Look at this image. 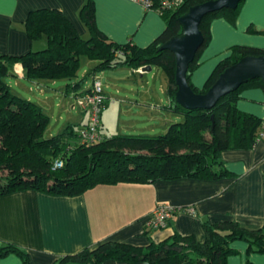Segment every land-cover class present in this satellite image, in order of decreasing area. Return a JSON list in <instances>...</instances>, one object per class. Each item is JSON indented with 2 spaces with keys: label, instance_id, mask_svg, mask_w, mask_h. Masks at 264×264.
I'll return each instance as SVG.
<instances>
[{
  "label": "trees",
  "instance_id": "1",
  "mask_svg": "<svg viewBox=\"0 0 264 264\" xmlns=\"http://www.w3.org/2000/svg\"><path fill=\"white\" fill-rule=\"evenodd\" d=\"M148 1V10L158 12L166 27L146 48L132 43L116 44L102 34L96 26L92 0H86L78 13L88 31L86 39L77 34L58 10L41 9L28 14L24 28L31 49L18 57L0 55V196L36 191L51 196L74 197L100 185H150L157 181H213L233 177L221 159L222 153L252 149L262 124V119L239 111L236 103L244 90L259 88L264 91V86L259 79L251 80L222 97L211 110H187L179 106L175 102L174 57L170 52L158 49L180 34L177 21L180 16L190 7L212 0H170L173 2L171 7H166L162 0ZM243 2L241 0L235 10H221L202 18L199 30L204 42L186 74L194 93H205L226 68L241 58L264 56V50L235 46L230 56L216 65L201 89L191 83L199 56L210 41L211 22L219 17L234 22ZM42 40H45V47L33 49ZM82 58L96 65L84 78L78 79ZM16 64L21 65L24 78L29 82L66 81L65 95L73 94L75 101L90 93L93 85L86 93L79 91L98 73L121 67L133 70L157 67L167 79L166 93L171 104L165 107L166 111L181 117V121L170 124L159 136L116 134L108 137L102 134L100 126L102 139L85 144L80 140L79 131L87 127L88 116L81 112L84 123L67 124L60 133L45 138L48 116L37 103L13 93L5 81L13 75ZM104 98L101 117L109 101ZM57 161L62 167L53 170ZM202 227V242L193 236L176 233L160 243L150 242L145 248L107 241L93 249L63 256L54 264H102L106 261L228 264V258L238 253L232 248L235 242L247 244L245 264H251L248 259L251 254L264 255V228L247 230L232 221L203 222ZM9 255L19 257L22 264H33L28 253L19 246L2 244L0 260Z\"/></svg>",
  "mask_w": 264,
  "mask_h": 264
},
{
  "label": "crops",
  "instance_id": "2",
  "mask_svg": "<svg viewBox=\"0 0 264 264\" xmlns=\"http://www.w3.org/2000/svg\"><path fill=\"white\" fill-rule=\"evenodd\" d=\"M85 1L0 0V55L18 57L31 49L24 24L28 14L35 10L60 11L80 37L88 38V31L78 17ZM92 1L97 28L116 44L132 43L146 48L166 27L158 12L132 0ZM209 33L210 41L199 56L198 67L191 74V83L197 89L204 86L216 65L230 56L233 47L264 50V0H244L234 22L223 17L216 18L210 24ZM44 47L45 40H42L33 49ZM92 63L81 78L95 67L96 63ZM5 81L11 91L19 87L26 90L22 93L28 96L38 90L36 97H41L44 105L48 104L50 87L45 86L47 82L27 81L21 65L16 64L13 75ZM54 85L56 83H51V86ZM90 87L85 82L79 92L86 93ZM60 91L65 97L74 98L73 94L65 95L64 87ZM13 93L23 97L17 91ZM165 95L166 106L155 95L148 97L152 101L148 106L147 120L152 127L160 121L163 132L169 126L168 122L181 121V117L166 111L165 107L171 101L166 91ZM106 98L109 100V97ZM26 99L31 100L30 97ZM122 101L128 100L123 97ZM263 102L264 91L250 88L242 92L236 107L243 113L262 119ZM108 105L103 112L109 110ZM39 106L43 108V105ZM164 113L170 115L169 121L164 119ZM102 117L101 132L105 128ZM72 118L68 124L85 122L84 115L78 111L77 116ZM221 159L233 177L213 181H157L150 185H100L74 197L51 196L36 191L0 196V246L4 243L19 246L28 253L33 264H54L63 256L86 248L93 249L107 241L145 248L150 242L160 243L176 233L193 236L202 242L203 222L232 221L247 230L264 228V139L250 150L225 151ZM159 204L192 208L193 213H177L164 229L148 230L145 219ZM232 248L238 253L230 256L227 263L245 264L247 244L235 242ZM248 259L251 264H264V255L261 254H251ZM0 264L22 262L19 257L9 255L1 259ZM102 264L127 263L106 261Z\"/></svg>",
  "mask_w": 264,
  "mask_h": 264
},
{
  "label": "rangeland",
  "instance_id": "3",
  "mask_svg": "<svg viewBox=\"0 0 264 264\" xmlns=\"http://www.w3.org/2000/svg\"><path fill=\"white\" fill-rule=\"evenodd\" d=\"M91 64H93L91 61L84 58L81 59L78 79H82L83 73L89 69ZM95 78V81L101 83L103 94L109 97L110 102L108 105L109 110L103 112L102 119L105 123V128L102 130L103 135L108 137L116 134L159 136L165 133V131H162V123L160 121L152 127L147 120L149 114L148 106L152 101L151 98H148L149 96L155 95L158 100H163L165 106L167 105L165 91L168 84L161 69L152 67L150 72L142 73L128 67H121L98 73ZM55 83L56 85L54 86H51V82L45 84V86L50 87L47 93V98H49V101H46L47 105L43 104L41 97H36L39 94L38 90L34 91V95L28 96V94L22 93V91L27 92L26 90L19 87L12 88L13 92L17 91L24 98L30 97L34 103L43 105L42 109L49 118L44 134L45 138L60 133L69 121L72 122V117L77 116V110L71 109V106L75 104L74 98L65 97L63 92L60 91L61 88H65L67 82L59 81ZM86 83L92 85L93 79L87 80ZM123 97H126L128 101L123 102ZM121 112L123 113L121 114ZM164 116V119L169 121L170 115L164 113ZM172 123L174 122H168L167 125Z\"/></svg>",
  "mask_w": 264,
  "mask_h": 264
},
{
  "label": "water",
  "instance_id": "4",
  "mask_svg": "<svg viewBox=\"0 0 264 264\" xmlns=\"http://www.w3.org/2000/svg\"><path fill=\"white\" fill-rule=\"evenodd\" d=\"M240 1L212 0L190 7L177 19L181 28L180 34L159 47V51H168L174 57L175 102L182 108L211 110L222 97L236 91L251 80L259 79L264 86V56L241 58L237 63L226 68L203 94L194 93L186 80L188 68L204 42L199 30L202 18L221 10H235ZM151 70L150 66L141 68L142 73Z\"/></svg>",
  "mask_w": 264,
  "mask_h": 264
},
{
  "label": "built area",
  "instance_id": "5",
  "mask_svg": "<svg viewBox=\"0 0 264 264\" xmlns=\"http://www.w3.org/2000/svg\"><path fill=\"white\" fill-rule=\"evenodd\" d=\"M135 3H139L144 8L148 9L150 2L148 0H132ZM162 3L166 7H171L173 2L170 0H162ZM94 81L96 78H93ZM90 93L86 96L77 99L75 104L71 106L72 109H76L80 112L87 114L88 125L80 129L79 137L82 143L93 144L99 142L102 139L99 133L101 126V111L105 104V98L102 93V86L100 82L95 81L92 84ZM264 104V102H263ZM264 139V116L262 118L261 128L258 133L257 143ZM62 167V163L57 161L53 165V170ZM184 212L188 214L193 213L192 208H176L169 204H159L145 219V227L148 230H162L167 224L175 217L177 213Z\"/></svg>",
  "mask_w": 264,
  "mask_h": 264
}]
</instances>
